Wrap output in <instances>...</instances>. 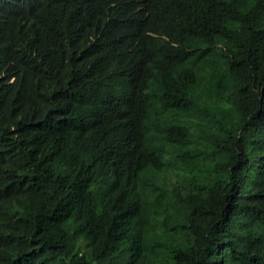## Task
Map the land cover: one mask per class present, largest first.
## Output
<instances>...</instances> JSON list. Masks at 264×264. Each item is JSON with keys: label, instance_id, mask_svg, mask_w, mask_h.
<instances>
[{"label": "trees", "instance_id": "16d2710c", "mask_svg": "<svg viewBox=\"0 0 264 264\" xmlns=\"http://www.w3.org/2000/svg\"><path fill=\"white\" fill-rule=\"evenodd\" d=\"M0 264H264V0H0Z\"/></svg>", "mask_w": 264, "mask_h": 264}]
</instances>
